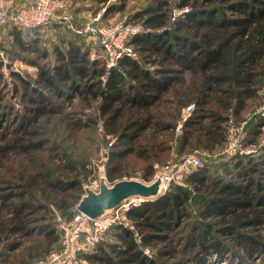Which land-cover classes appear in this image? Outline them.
<instances>
[{
  "label": "trees",
  "instance_id": "1",
  "mask_svg": "<svg viewBox=\"0 0 264 264\" xmlns=\"http://www.w3.org/2000/svg\"><path fill=\"white\" fill-rule=\"evenodd\" d=\"M90 1L105 17L121 12L127 0ZM133 20L140 29L126 44L134 56L112 67L90 58L89 48L73 40L65 51L54 49L51 65L19 57L37 71L33 80L9 71L16 82L11 92L20 94L26 110L8 124L12 96L5 101L0 82V245L7 250H17L33 234L50 246L58 238L55 212L72 217L81 198L76 176L88 156L69 152V129L100 128L109 141L105 176L111 185L134 173L148 182L173 152L221 150L228 120L243 121L249 104L260 99L264 0H151ZM12 27L19 47L38 51L35 40L28 48L20 40L22 29ZM38 57L45 60L46 53L38 51ZM2 67L0 59V77ZM75 96L95 105L71 126L59 111ZM263 124L257 117L246 127V145ZM229 160L221 174L202 164L185 177V187L170 186L131 206L125 217L133 229L111 227L110 240L79 258L84 264H207L211 256L222 262L229 254L234 264L256 257L264 264V153Z\"/></svg>",
  "mask_w": 264,
  "mask_h": 264
},
{
  "label": "rangeland",
  "instance_id": "2",
  "mask_svg": "<svg viewBox=\"0 0 264 264\" xmlns=\"http://www.w3.org/2000/svg\"><path fill=\"white\" fill-rule=\"evenodd\" d=\"M30 3L34 0H28ZM67 5L68 11L73 14H78V21L82 22L86 21V23L81 24V26L74 27L75 31H79V33H76L75 31L70 30L69 28L58 25V26H46L41 28L36 33H29L24 30H21L20 32V40L22 43L28 46V48L32 49L31 43L33 40L36 42V49L38 51H43L46 53V59L41 60L38 57V51L36 52H29V50L24 51L23 48L19 47L15 42V33L17 32V29L12 27V25H3L0 27V51L3 53V60L8 61V59L13 58L14 62L18 65L17 62H21L22 67L18 70H12V66L9 67L3 66L2 67V73L0 77V82L5 83V89L2 90L1 95L5 97V101L9 100L10 95L12 96L11 99V107L12 112L10 114V117L5 122L8 124L9 119H12L16 116H22L26 110L24 108V105H26V102L24 99L20 98V94L16 93L13 94L11 92L12 86L14 82V78H11L9 76V71H14L18 73L21 77H24L28 80H33L36 76L37 67L29 65L28 61H21L19 57H25L26 59L33 58L36 60L37 63L42 64L46 63L48 65H51L53 63V52L55 48H59L63 51L66 50L67 44L69 41L77 42L80 45H84V47L89 48L90 58H96L101 60H106V55L103 52L100 47L97 46V44L91 39V37L87 33H83L84 29L86 27H92V26H99L102 28H109L113 27L114 25H120V24H127L130 23L140 29V25L136 20H133V16L138 13L139 11H142L144 8H146L151 0H127L124 3V8L121 12H114L109 15H106L105 17L101 16L103 14V10L99 9L97 6L93 5L90 0H64ZM113 3H117L118 0H110ZM21 4H27V3H21ZM90 12L91 17L88 19L83 18L87 13ZM175 12V10H172ZM83 12V14H82ZM97 21H94L93 18H97ZM134 21V23L132 22ZM76 23V21H73V25ZM99 23L103 24V26L98 25ZM79 24V23H78ZM31 51V50H30ZM95 55V56H94ZM2 61V60H1ZM3 65V61H2ZM107 66V63H106ZM19 84V83H17ZM264 94V86L262 90L260 91V99L258 101H252L248 106V111L244 115V120L246 121V127L248 128L251 126L253 122L257 120V115H254L257 107L259 106L260 100L263 97ZM95 103H91L89 106L88 104H83L80 101V97H73L70 100L64 101L61 105L60 113L67 116L68 123L72 126V121H75L77 119H82L84 121L87 118V115H90L94 110L93 106ZM247 129V128H246ZM69 129L68 134L71 137V140L73 141V149L70 148L69 152L73 153L77 156V158H81L84 155H87V161L84 166V169H82L79 174H77L76 178L80 182V189H81V196H82V188L84 185H86L89 181H91L94 178H98L100 176H105V162L107 160L108 152H109V141L103 140L101 136V132L99 128L96 126H89L85 129ZM252 147L254 148V153L256 155L263 154L264 153V129H261L260 134L257 136V138L251 142ZM224 147L214 152L213 154L207 155L203 153L198 152H192L185 155H177L175 152L171 154L169 159L164 163H172L184 156H191L196 155L199 156L201 159V165L207 164L209 167L213 169V171H217L219 174H221V169L224 165L229 163V158L226 154L223 152ZM63 162L61 161V164ZM164 165H156L155 172L151 178L150 181L146 182L143 181L141 175L139 173H134L129 178H124L125 180H135L142 182L144 184H150L153 181V177L156 172H158L162 166ZM106 177V176H105ZM122 179V180H124ZM111 186V184H110ZM57 211V210H56ZM68 221L66 219V216L64 214H61L60 212H55L54 214V229L55 234L57 235V241L50 246H48L47 240H45L42 236H38L36 234H33L30 238L21 239L20 247L17 250L10 251L7 250L6 244L0 245V263L2 261V257L8 256L7 261L4 262V264H21L22 262H26L27 264H36L40 262L42 259L48 257V255L51 252L57 251L60 249V238H59V230L58 227L61 222ZM104 240H110V237L108 234L104 237ZM49 249V250H48ZM48 250V251H46ZM149 250V249H148ZM152 251V252H151ZM49 252V253H48ZM150 257L153 256L154 251L149 250ZM48 253V254H47ZM189 255L193 253V249L190 248L188 251ZM225 260L222 262H218L215 256L209 257L207 264H229V261L231 260V263L234 264L235 259H230L231 255L227 254L225 255ZM257 259L252 260L250 263L247 264H257ZM84 264V262L82 263ZM171 264V263H169ZM185 264H192L185 263Z\"/></svg>",
  "mask_w": 264,
  "mask_h": 264
},
{
  "label": "built area",
  "instance_id": "3",
  "mask_svg": "<svg viewBox=\"0 0 264 264\" xmlns=\"http://www.w3.org/2000/svg\"><path fill=\"white\" fill-rule=\"evenodd\" d=\"M98 17L94 21H97ZM72 20L71 13L68 11L64 0H34L26 5L21 4L19 0H0V27L12 25L29 31L49 25H62L75 31ZM138 30L134 25L127 23L114 25L107 29L90 26L86 27L83 33H87L97 46L103 50L106 55L107 67H112L119 58L125 55L134 56L126 43L129 37ZM75 32L79 33V31ZM0 59L3 61V66L11 65L12 70L16 71L22 67L21 62H17V65L16 62L11 64L6 60L4 61L2 51H0ZM191 109L192 105L187 106L183 111L184 116H187ZM254 115L264 119V94ZM246 123V121L236 123L231 118L226 123V140L223 152L229 158L250 155L255 151L252 145H246L243 142ZM261 129H264V124ZM104 157H107L106 154ZM199 166H201L199 156H184L162 166L155 173L151 183L159 180L161 193H164L173 185L185 187V177ZM101 180L110 186L106 177L102 175L83 186L82 196L85 194V190L98 192ZM141 201L143 200L140 198L128 199L118 208L110 210L96 219L89 218L75 208L72 217L68 221L61 222L58 227L60 249L51 252L48 257L36 264H82L83 261L79 258V255L90 251L96 244L103 242L111 227L119 225L133 229L125 217V212ZM144 253L147 256L150 255L148 249H145Z\"/></svg>",
  "mask_w": 264,
  "mask_h": 264
},
{
  "label": "water",
  "instance_id": "4",
  "mask_svg": "<svg viewBox=\"0 0 264 264\" xmlns=\"http://www.w3.org/2000/svg\"><path fill=\"white\" fill-rule=\"evenodd\" d=\"M161 194L159 180H155L151 184H144L139 181L124 179L111 186L101 180L98 192L85 190V194L76 205V210L89 218L96 219L106 212L118 208L128 199L149 200Z\"/></svg>",
  "mask_w": 264,
  "mask_h": 264
},
{
  "label": "crops",
  "instance_id": "5",
  "mask_svg": "<svg viewBox=\"0 0 264 264\" xmlns=\"http://www.w3.org/2000/svg\"><path fill=\"white\" fill-rule=\"evenodd\" d=\"M19 2L20 3H27V4H29L30 2L28 1V0H19ZM24 5V4H23ZM26 5V4H25ZM85 13H87V15H85L83 18H85V19H88V18H90L91 17V14H90V12L88 11V12H85ZM82 14H83V12H82ZM71 16H72V24H73V21H76V23H74V25H73V27H78V26H81V24H84V23H86V21H83L82 20V22H79L78 21V14H75L74 16H73V14H71ZM95 18H93V20H94ZM79 23V24H78ZM98 25H100V26H103V24H101V23H99Z\"/></svg>",
  "mask_w": 264,
  "mask_h": 264
}]
</instances>
